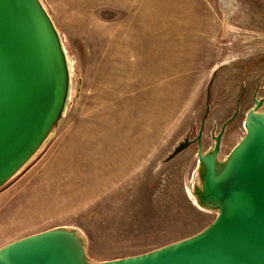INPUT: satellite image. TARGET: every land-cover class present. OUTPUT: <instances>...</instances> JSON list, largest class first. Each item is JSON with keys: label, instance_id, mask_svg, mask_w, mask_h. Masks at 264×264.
I'll use <instances>...</instances> for the list:
<instances>
[{"label": "rangeland", "instance_id": "1", "mask_svg": "<svg viewBox=\"0 0 264 264\" xmlns=\"http://www.w3.org/2000/svg\"><path fill=\"white\" fill-rule=\"evenodd\" d=\"M69 70L58 124L0 187V246L50 228L79 230L92 261L131 256L190 236L215 217L188 189L193 137L223 121V158L263 97L264 0H39ZM213 130V131H212Z\"/></svg>", "mask_w": 264, "mask_h": 264}, {"label": "water", "instance_id": "2", "mask_svg": "<svg viewBox=\"0 0 264 264\" xmlns=\"http://www.w3.org/2000/svg\"><path fill=\"white\" fill-rule=\"evenodd\" d=\"M69 70L60 37L39 0H0V187L40 148L60 121ZM242 138L219 158L234 112L202 148L209 106L193 137L185 135L160 161L196 144L192 202L216 215L198 232L143 253L106 261L86 254L83 234L59 226L0 246V264H264V111L252 95Z\"/></svg>", "mask_w": 264, "mask_h": 264}, {"label": "flooded vegetation", "instance_id": "3", "mask_svg": "<svg viewBox=\"0 0 264 264\" xmlns=\"http://www.w3.org/2000/svg\"><path fill=\"white\" fill-rule=\"evenodd\" d=\"M203 131V130H202ZM213 131V130H212ZM212 135V132H211V134H210V136ZM202 141V140H201ZM194 144V143H193Z\"/></svg>", "mask_w": 264, "mask_h": 264}]
</instances>
